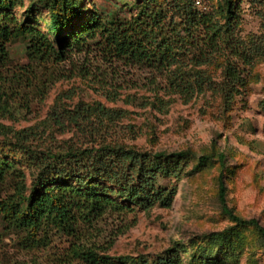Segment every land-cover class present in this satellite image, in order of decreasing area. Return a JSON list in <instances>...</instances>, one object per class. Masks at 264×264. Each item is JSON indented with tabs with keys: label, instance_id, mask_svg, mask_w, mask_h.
<instances>
[{
	"label": "trees",
	"instance_id": "16d2710c",
	"mask_svg": "<svg viewBox=\"0 0 264 264\" xmlns=\"http://www.w3.org/2000/svg\"><path fill=\"white\" fill-rule=\"evenodd\" d=\"M130 1L131 9H137L130 17L110 19L96 5L83 9L82 0H43L49 22L42 30L32 23L33 5L21 19L16 10L24 6L22 0H0V117L15 118L19 109L42 101L64 77L60 65L81 53H98L108 64L139 71L130 87L154 91L153 103L163 105L160 95L179 94L188 102L210 94L228 110L248 86L255 57H264V24L262 33L240 37L242 3L257 6L264 0H223L218 10L200 9L195 0ZM21 37L30 38L29 62L13 65L7 45ZM106 96L117 99L110 92ZM63 97L71 95L57 97L46 125L90 135L91 142L65 151L41 149L34 127L0 125L5 135L0 140V185L6 191L0 196V242L9 237L16 248L3 254L0 264H185L189 248L181 241L156 256L112 255L125 230L119 227L120 233L107 238L99 225L107 217L125 221L129 216L134 225L137 212L171 207L178 183L215 162L222 167L219 204L232 225L205 235L207 244L190 248L188 264L238 261L243 229L252 228L264 240V226L228 204L223 152H151L104 136L97 143L100 127L111 134L122 110L99 102L71 105Z\"/></svg>",
	"mask_w": 264,
	"mask_h": 264
},
{
	"label": "rangeland",
	"instance_id": "374dc122",
	"mask_svg": "<svg viewBox=\"0 0 264 264\" xmlns=\"http://www.w3.org/2000/svg\"><path fill=\"white\" fill-rule=\"evenodd\" d=\"M22 1L24 6L16 10L18 16L25 19V10L33 5L32 23L46 30L49 14L43 0ZM131 2L82 0L83 9L89 11L96 5L101 12L110 14V19L130 17L131 12L137 10L131 9ZM222 2L195 0L194 4L200 9L218 10ZM242 7L239 34L247 40L263 32L264 3L250 6L244 1ZM29 39L21 37L7 45L13 65L29 62ZM255 62L247 80L248 86L225 111L221 99L210 97V94L188 102L179 94L160 95L163 105L153 103L154 91L130 87L132 80L141 74L139 71L108 64L98 53L75 54L70 62L60 65L64 77L52 85L42 101H32L29 110L19 109L15 118L0 117V125L16 130L34 127L40 135L36 143L39 148L65 151L72 145L91 142L92 137L46 125V118L58 96L71 95L70 99H62L71 105L80 101L99 102L108 108L122 110L123 116L115 122L111 134L103 133L105 127H100L103 135L96 137L97 143L100 136H104L151 152L190 150L196 156L223 152L226 155L223 171L227 178L229 206L243 218L256 219L264 226V57H255ZM87 72L89 75L85 74ZM107 92L117 94V99H108ZM161 107L163 109H159ZM4 137L0 133V140ZM221 170L222 167L215 162L206 170L183 178L178 183L179 194L171 207L156 206L149 212H137L134 225L132 216L125 221L107 217L99 225L104 237L120 233L119 227L125 230L117 237L110 253L116 256H156L174 242L181 241L189 248L184 254L185 264H188L192 254L190 248L207 244L205 235L232 225L222 213L218 200L217 179ZM4 187L0 185L2 197L6 192ZM242 233L244 244L237 251L239 259L227 264H264V240L252 228L243 229ZM1 234L3 224L0 217ZM3 237L0 257L16 251L10 238Z\"/></svg>",
	"mask_w": 264,
	"mask_h": 264
}]
</instances>
